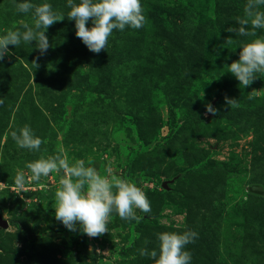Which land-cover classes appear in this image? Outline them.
<instances>
[{"label": "rangeland", "instance_id": "1", "mask_svg": "<svg viewBox=\"0 0 264 264\" xmlns=\"http://www.w3.org/2000/svg\"><path fill=\"white\" fill-rule=\"evenodd\" d=\"M44 2L65 16L48 26L47 52L9 45L0 61V264H154L137 250L188 229L192 264H264V75L244 88L227 73L252 37L224 30L246 0H141L143 26L114 30L99 53L76 37L67 0H33ZM31 19L0 0V35ZM25 124L41 151L11 138ZM59 152L133 181L151 211L138 223L112 214L96 237L67 230L54 215L63 173L34 182L24 168Z\"/></svg>", "mask_w": 264, "mask_h": 264}, {"label": "clouds", "instance_id": "2", "mask_svg": "<svg viewBox=\"0 0 264 264\" xmlns=\"http://www.w3.org/2000/svg\"><path fill=\"white\" fill-rule=\"evenodd\" d=\"M12 3L17 13L31 14L32 19L31 23H22L20 27L0 35V61L10 54L9 45L17 47L33 41L39 54L44 55L50 47L45 35L48 26L65 16L53 10L47 2L34 4L33 0H12ZM67 7V18L74 21L76 37L92 53L106 49L114 30L140 29L145 20L141 0H67ZM257 29H264V0H246L243 16L235 25L224 29L235 35L252 37L241 42L238 60L227 66V73L244 88L264 75V34L257 35ZM228 41L231 42V38ZM33 65L37 67L35 62ZM225 99L228 105L237 106L236 99ZM216 112L211 102L205 105L206 114L215 115ZM10 136L17 147L34 152L41 151V145L47 142L27 124L12 130ZM24 168L31 173L27 179L34 182L50 173H63L60 187L54 193V215L69 231L78 230L89 237H96L108 232L107 224L112 214L138 223L142 216L137 214V210L141 213L151 211L145 192L133 181L112 175L110 167L101 174L84 159L70 161L65 153L59 152L40 155L26 162ZM14 183L20 189L25 186L23 169L16 171ZM196 238L198 233L191 229L158 232V247H141L137 251L141 257L153 260L154 264H192V254L186 245L194 243Z\"/></svg>", "mask_w": 264, "mask_h": 264}, {"label": "water", "instance_id": "3", "mask_svg": "<svg viewBox=\"0 0 264 264\" xmlns=\"http://www.w3.org/2000/svg\"><path fill=\"white\" fill-rule=\"evenodd\" d=\"M7 227H8L7 221L3 220L2 217L0 216V228H7Z\"/></svg>", "mask_w": 264, "mask_h": 264}]
</instances>
